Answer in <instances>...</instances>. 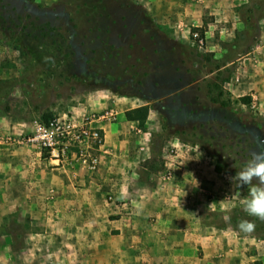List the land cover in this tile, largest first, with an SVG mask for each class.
Returning a JSON list of instances; mask_svg holds the SVG:
<instances>
[{
	"label": "rangeland",
	"instance_id": "obj_1",
	"mask_svg": "<svg viewBox=\"0 0 264 264\" xmlns=\"http://www.w3.org/2000/svg\"><path fill=\"white\" fill-rule=\"evenodd\" d=\"M104 1L113 22L99 19L100 5L91 10V4L82 0H0L1 126L8 122L15 136H21L35 119L62 115L94 101V96L114 93L142 105L150 103L158 114L162 124L153 137L152 152L159 170L161 149L170 147L166 140L177 138L181 130L187 134L181 141L214 167L207 152L213 148L227 177L240 171L253 152L264 151V113L255 102L246 106L236 99L223 108L206 95L208 84L223 88V80L232 73L229 68L210 77L208 71L228 61H242L264 41V0H244L233 12L220 14L219 22L204 13L198 28H205L201 48L192 38L193 33L199 34L192 32L196 27L175 14H154L155 0ZM62 12L66 19L60 20ZM70 17L75 21L67 22ZM60 24L66 28L76 24L79 34L72 31L59 45L51 29ZM43 30L48 31L46 36ZM193 78L196 86L189 87ZM3 191L2 187L0 264H73V250L54 244L52 233L48 236L42 230V235H28L47 222L43 227L31 224L21 188H13L11 205L4 203ZM235 194V207L228 214L240 232L241 220L255 218L240 204L248 188ZM255 223L251 235L264 242V222Z\"/></svg>",
	"mask_w": 264,
	"mask_h": 264
},
{
	"label": "crops",
	"instance_id": "obj_2",
	"mask_svg": "<svg viewBox=\"0 0 264 264\" xmlns=\"http://www.w3.org/2000/svg\"><path fill=\"white\" fill-rule=\"evenodd\" d=\"M243 1L155 0L152 11L175 14L199 28L204 13L219 22L220 14L233 12ZM229 68L232 73L223 80L226 92L233 100L249 96L264 113V41L242 61H228L208 75ZM93 98L70 112L114 109L117 115L113 122L101 124L105 142L95 171L72 162L61 166L46 159L33 162L27 147L0 144L4 203L11 205L13 188L20 187L31 224L43 227L47 222L45 229L28 235L52 233L54 244L73 250V264H264V242L241 234L234 220L226 219L237 192L226 174L216 173L200 152L176 137L166 140L173 148L163 146L162 169H157L153 137L162 123L156 111L149 109L141 128L125 118L126 111L142 106L134 98L114 93ZM14 133L8 122L0 124V137H18ZM194 179L198 187H193ZM106 195L113 200L105 201Z\"/></svg>",
	"mask_w": 264,
	"mask_h": 264
},
{
	"label": "built area",
	"instance_id": "obj_3",
	"mask_svg": "<svg viewBox=\"0 0 264 264\" xmlns=\"http://www.w3.org/2000/svg\"><path fill=\"white\" fill-rule=\"evenodd\" d=\"M192 38L200 48L203 46L204 40L198 33H193ZM116 116L114 109H105L97 113L82 112L79 115L68 112L46 122L35 119L28 132L16 138L0 137V144L26 146L34 154L33 162L46 159L55 166L72 162L85 170L95 171L100 164V154L105 142L101 124L113 122ZM166 176L172 177V172L169 171ZM107 199L109 202L113 200L110 195Z\"/></svg>",
	"mask_w": 264,
	"mask_h": 264
},
{
	"label": "trees",
	"instance_id": "obj_4",
	"mask_svg": "<svg viewBox=\"0 0 264 264\" xmlns=\"http://www.w3.org/2000/svg\"><path fill=\"white\" fill-rule=\"evenodd\" d=\"M83 3H89L91 4L90 9L94 10L96 5H100V7H97L96 12L99 19L108 21L110 20V22H113L114 19L112 18V15L109 14V11L105 6L104 3H106V1L104 0H90V1H86V0H82ZM108 11V12H107ZM92 11L88 10V15L91 13ZM60 18V20L66 19V14L65 12L61 13L60 16H58ZM79 18V17H78ZM82 18V17H80ZM77 20V19H76ZM74 22L75 18L70 17V19L67 22ZM63 22V21H62ZM49 23V22H48ZM49 25V24H48ZM74 25V26H72ZM50 27V25H49ZM9 29V27L7 28ZM77 29L76 24H71V26L69 25L68 28L62 26V24L60 25H53V28L51 30L56 31L55 32V36L57 37V41L59 43V45H64L66 38L70 37L71 32L75 31ZM11 31V30H10ZM44 31V30H43ZM193 31H197L199 32L200 38L203 39V35L205 32V28L203 29H198V28H194L192 29ZM48 33V31H44V36H46ZM77 35L79 34V30H76ZM9 36V34H7ZM11 37H14L13 35ZM206 60H210L209 57H205ZM220 67V65H216L214 67L215 70H218ZM214 69L210 70L208 73H212L213 71H215ZM193 82H195V79L193 78L189 83L192 84ZM223 84V82H222ZM208 88H207V92L206 95L209 99V101L213 104H217L220 105L223 108H229L232 106V104L234 103V100L231 99L230 95L228 92H226L223 88L222 85L220 84H215L214 82L208 84ZM242 105H246L249 106L251 104V100L249 96H243L240 97L238 100ZM149 105H142L140 107H137L135 109L132 110H128L125 112V118L127 121H135L138 123V125L142 128L147 117H148V113H149ZM48 119L46 116H44L42 118V120L44 122H46ZM193 129H196V127H193ZM182 135H187L183 130H181V132L179 134H176L177 138H179L180 140H182ZM201 137V136H200ZM183 141V140H182ZM213 147V146H212ZM211 148V147H210ZM205 150V147H204ZM209 156L215 161V166H214V171L216 173H221L224 172V166L223 164L220 162V157L216 156L217 154L215 152H213V148L212 151H207ZM239 154V152H238ZM246 162L242 163V167L245 166ZM236 171V170H235ZM237 172V171H236Z\"/></svg>",
	"mask_w": 264,
	"mask_h": 264
},
{
	"label": "clouds",
	"instance_id": "obj_5",
	"mask_svg": "<svg viewBox=\"0 0 264 264\" xmlns=\"http://www.w3.org/2000/svg\"><path fill=\"white\" fill-rule=\"evenodd\" d=\"M227 179L232 190L248 188L247 196L240 201L243 211L255 220L264 222V151L253 152L245 166ZM194 181L193 187H198V181ZM226 219L230 220V216ZM255 220H241L238 230L245 234L253 233L256 228Z\"/></svg>",
	"mask_w": 264,
	"mask_h": 264
}]
</instances>
